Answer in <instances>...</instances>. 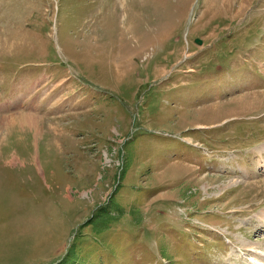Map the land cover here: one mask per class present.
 Segmentation results:
<instances>
[{
    "label": "rangeland",
    "instance_id": "obj_1",
    "mask_svg": "<svg viewBox=\"0 0 264 264\" xmlns=\"http://www.w3.org/2000/svg\"><path fill=\"white\" fill-rule=\"evenodd\" d=\"M263 215L264 0H0V264H264Z\"/></svg>",
    "mask_w": 264,
    "mask_h": 264
},
{
    "label": "bare ground",
    "instance_id": "obj_2",
    "mask_svg": "<svg viewBox=\"0 0 264 264\" xmlns=\"http://www.w3.org/2000/svg\"><path fill=\"white\" fill-rule=\"evenodd\" d=\"M143 8V7H142ZM200 126V125H199ZM36 136H38V135H36ZM36 139V138H35ZM39 139V138H38ZM37 139V142H40V140H38ZM38 144V143H37ZM263 150V149H262ZM13 160V159H12ZM11 159H10V161L9 162H11L12 161ZM264 216V215H263ZM258 257V256H257ZM260 257V256H259ZM261 260V259H260ZM262 262V261H261Z\"/></svg>",
    "mask_w": 264,
    "mask_h": 264
}]
</instances>
